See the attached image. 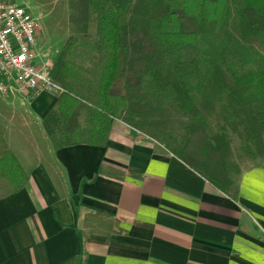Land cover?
<instances>
[{
  "label": "crops",
  "instance_id": "1",
  "mask_svg": "<svg viewBox=\"0 0 264 264\" xmlns=\"http://www.w3.org/2000/svg\"><path fill=\"white\" fill-rule=\"evenodd\" d=\"M57 95L0 91L26 175L0 180V264H264V155L231 153V199L119 119L101 146L60 144L44 121Z\"/></svg>",
  "mask_w": 264,
  "mask_h": 264
},
{
  "label": "trees",
  "instance_id": "2",
  "mask_svg": "<svg viewBox=\"0 0 264 264\" xmlns=\"http://www.w3.org/2000/svg\"><path fill=\"white\" fill-rule=\"evenodd\" d=\"M237 2L240 35L257 37L263 52L227 33L218 35L231 17L228 0H89L94 34L71 39L49 72L63 88L49 111L53 135L62 145L101 146L112 120L119 119L233 199L236 187L228 176L217 168L200 171L184 152L190 137L200 133L205 149L219 160L228 127L246 155H264V0ZM130 17L137 29L124 37ZM189 48L196 57L181 53ZM63 98L76 107L74 122L66 126L59 108ZM174 108L187 116L177 137L170 133ZM209 124L216 125L211 134ZM0 180L14 189L26 181L1 131Z\"/></svg>",
  "mask_w": 264,
  "mask_h": 264
},
{
  "label": "rangeland",
  "instance_id": "3",
  "mask_svg": "<svg viewBox=\"0 0 264 264\" xmlns=\"http://www.w3.org/2000/svg\"><path fill=\"white\" fill-rule=\"evenodd\" d=\"M16 5L24 7L33 19V34L35 39V51L38 52L37 59L41 58L44 63V68L50 72L56 64V61L61 57L65 45L73 38H78L85 35L94 34V24L91 22L89 15L90 6L89 0H8ZM230 6L231 17L221 27L218 35L227 33L236 39L240 40L245 46H252L259 52H263V47L257 37L248 36L243 38L239 32L238 20L236 18L237 0H228ZM137 20L130 17L128 23L123 28V36L127 37L137 29ZM41 38L42 44L50 45L49 48L40 49L38 39ZM39 44V45H38ZM46 47V46H44ZM186 58L196 57L194 49H186L181 51ZM50 74V73H49ZM14 94V93H13ZM66 99L63 98L59 101V108L62 110L66 125L74 122L76 113L75 105H66ZM173 124L170 133L174 136H182L183 129L181 121H186L185 116L181 110L174 108ZM45 124H53L55 119L52 114H48L44 118ZM222 124L221 122L219 123ZM216 125L209 124V134L215 131ZM226 134L227 149L220 150L219 160L215 159L210 150H206L203 146L204 135L196 133L190 137L189 145L184 152V157L192 164L195 165L200 171L209 172V169L217 168L226 176L235 170L233 160H230V155L233 152L244 153L242 150L241 139L228 127L224 128Z\"/></svg>",
  "mask_w": 264,
  "mask_h": 264
},
{
  "label": "built area",
  "instance_id": "4",
  "mask_svg": "<svg viewBox=\"0 0 264 264\" xmlns=\"http://www.w3.org/2000/svg\"><path fill=\"white\" fill-rule=\"evenodd\" d=\"M33 19L27 10L0 0V91L11 94L63 91L44 66H37Z\"/></svg>",
  "mask_w": 264,
  "mask_h": 264
}]
</instances>
